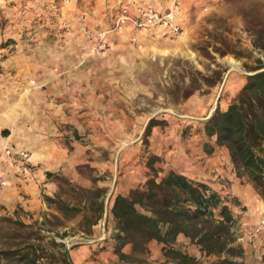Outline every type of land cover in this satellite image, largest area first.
I'll return each mask as SVG.
<instances>
[{
  "label": "rangeland",
  "instance_id": "1",
  "mask_svg": "<svg viewBox=\"0 0 264 264\" xmlns=\"http://www.w3.org/2000/svg\"><path fill=\"white\" fill-rule=\"evenodd\" d=\"M71 1L0 5V116L9 119L0 134L25 147L45 184L38 207L0 204V264H27L3 254L14 245L36 264L56 262L53 240L69 246L70 259V250L94 243L91 256L108 249L118 257L115 197L170 170L235 202L232 245L242 253L207 256L183 235L177 246L199 264H264V198L204 133L214 110L264 66V0H176L177 38L128 27L107 33L104 49L96 44L113 26L112 0ZM147 247L118 259L157 262L161 244Z\"/></svg>",
  "mask_w": 264,
  "mask_h": 264
},
{
  "label": "trees",
  "instance_id": "2",
  "mask_svg": "<svg viewBox=\"0 0 264 264\" xmlns=\"http://www.w3.org/2000/svg\"><path fill=\"white\" fill-rule=\"evenodd\" d=\"M156 31L166 36L159 29ZM252 71L257 72L246 76L230 104L223 110H214L204 125V133L214 136L215 144L227 149L236 174L245 175L264 198V66ZM151 124L150 121L148 127ZM234 205L235 202L223 198L207 184L173 170L159 180L149 177L142 189H134L128 196L117 195L113 201L111 214L117 224L114 252L121 260L133 251L148 254L147 244L156 241L161 244L165 260L174 264H199L196 256L177 246L178 237L183 235L207 256L238 257L241 247L232 245V227L237 222ZM99 218L100 215L91 225ZM51 243L61 249L59 259L38 264H71L64 244L54 240ZM126 244H130V253L122 252ZM2 252L20 261L27 260V264L37 262V256L29 259L32 253L22 252L19 245ZM144 262L138 260L139 264ZM227 262L228 259H222L219 264Z\"/></svg>",
  "mask_w": 264,
  "mask_h": 264
},
{
  "label": "built area",
  "instance_id": "3",
  "mask_svg": "<svg viewBox=\"0 0 264 264\" xmlns=\"http://www.w3.org/2000/svg\"><path fill=\"white\" fill-rule=\"evenodd\" d=\"M65 1L68 2V0ZM112 2L117 12L111 29L99 33V40L96 44L99 49L110 45L105 40L107 33L118 34L128 27L135 31L159 29L172 39L181 34V10L176 0H173L165 10L142 5L139 0H112ZM131 40H135V38L131 37ZM0 158L23 175H29L34 170L29 152L25 148L13 147L8 138H4L0 144ZM6 183L5 177L0 175V188L4 187Z\"/></svg>",
  "mask_w": 264,
  "mask_h": 264
},
{
  "label": "crops",
  "instance_id": "4",
  "mask_svg": "<svg viewBox=\"0 0 264 264\" xmlns=\"http://www.w3.org/2000/svg\"><path fill=\"white\" fill-rule=\"evenodd\" d=\"M5 0H0V5L4 3ZM72 0L71 2H74ZM142 5L153 6L157 9H163L164 4L167 3V0H139ZM102 5V4H101ZM105 5V4H104ZM103 6V5H102ZM108 8V5L105 6ZM161 7V8H160ZM4 115V114H2ZM0 116V127L4 125L6 120H9L8 117L3 118ZM16 133V130L14 134ZM4 136L0 134V144L4 140ZM10 144L13 147L25 148L18 143L13 142L8 137ZM204 161V160H203ZM210 163H213L211 161ZM187 175V173L183 172ZM0 175L4 176L6 179V185L0 188V204L5 206H12L16 203H21L29 208L38 207L40 204L39 191L40 186L44 184V178L41 173L38 171H33L29 175H23L19 173L15 168L10 164L6 163L3 159L0 158ZM95 242L94 240L92 241ZM93 245H81L73 250H70L72 264H126L122 261H119L118 257L113 255L112 251L108 249L100 250L97 255L91 256L90 248H94ZM158 259L157 262H150L145 264H174L167 262L161 253H156L152 259ZM153 259V260H154ZM166 262V263H165ZM258 263H260L258 261Z\"/></svg>",
  "mask_w": 264,
  "mask_h": 264
},
{
  "label": "water",
  "instance_id": "5",
  "mask_svg": "<svg viewBox=\"0 0 264 264\" xmlns=\"http://www.w3.org/2000/svg\"><path fill=\"white\" fill-rule=\"evenodd\" d=\"M256 72H252V73H249V74H253V73H256ZM65 253H66L67 257H68L69 262L72 264V261H71L70 256H69V246L68 245L65 246Z\"/></svg>",
  "mask_w": 264,
  "mask_h": 264
}]
</instances>
